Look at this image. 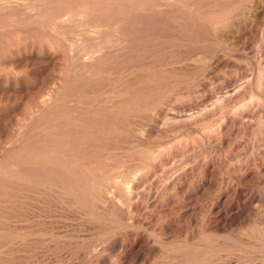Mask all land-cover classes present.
<instances>
[{
	"label": "rangeland",
	"instance_id": "374dc122",
	"mask_svg": "<svg viewBox=\"0 0 264 264\" xmlns=\"http://www.w3.org/2000/svg\"><path fill=\"white\" fill-rule=\"evenodd\" d=\"M263 106L264 0H0V264H264Z\"/></svg>",
	"mask_w": 264,
	"mask_h": 264
},
{
	"label": "bare ground",
	"instance_id": "6f19581e",
	"mask_svg": "<svg viewBox=\"0 0 264 264\" xmlns=\"http://www.w3.org/2000/svg\"><path fill=\"white\" fill-rule=\"evenodd\" d=\"M205 1H206V0H205ZM261 2H262V1H261ZM209 3H210V2H209ZM210 5H211V4H210ZM202 8H203V7H202ZM146 12H147V11H146ZM254 13H255V12H254ZM221 23H222V22H221ZM253 23H254V22H253ZM202 24H203V23H202ZM251 26H252V25H251ZM2 44H3V43H2ZM51 58H52V57H51ZM250 87H252V86H250ZM245 88H247V87H245ZM248 88H249V86H248ZM248 88H247V89H248ZM250 89H252V88H250ZM235 90H236V89H235ZM253 90H255V89H252V91H253ZM233 91H234V90H233ZM239 91H240V89H239ZM248 91H251V90L248 89ZM236 93H237V91H234V93H233V95H231V97H234V95H235ZM240 93H241V91H240ZM242 93H243V92H242ZM251 93H252V92H251ZM253 93H254V92H253ZM243 94H244V93H243ZM244 95H246V94H244ZM244 95H243V96H244ZM252 95H254V94H252ZM237 96L240 97V94H239V95H236V97H237ZM241 97H242V95H241ZM229 98H230V97H229ZM230 99H231V101H232V98H230ZM230 99H229V100H230ZM234 101H235V98H234ZM233 103H234V102H233ZM261 109H262L261 112H262V114L264 115V106H263ZM214 220H215V219H214ZM214 220H213V221H214ZM214 222H216V220H215ZM131 246H132V245H131Z\"/></svg>",
	"mask_w": 264,
	"mask_h": 264
}]
</instances>
